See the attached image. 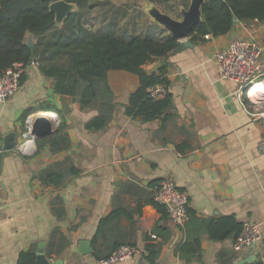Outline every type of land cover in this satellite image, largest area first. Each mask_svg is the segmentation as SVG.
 Wrapping results in <instances>:
<instances>
[{"label": "crops", "instance_id": "crops-1", "mask_svg": "<svg viewBox=\"0 0 264 264\" xmlns=\"http://www.w3.org/2000/svg\"><path fill=\"white\" fill-rule=\"evenodd\" d=\"M191 1L180 6L182 17ZM113 3L109 24L118 10ZM149 6L138 36L159 26ZM254 29L253 23L237 22L227 35L190 42L193 47L157 59L151 71L167 68L169 110L148 123L131 119L123 107L131 93L126 88L114 119L99 132L85 129L97 111L84 112L70 97L56 94L36 62L25 67L20 90L0 103V264H17L22 252L34 250L37 256L42 243L50 264H99L117 247L144 252L149 243L162 246L156 264L264 263V105L255 108L237 82L222 79L215 60L234 38L259 42ZM61 98L72 112L55 113L56 132L24 137L28 120L54 113L37 111L24 123L27 110H61ZM13 133L17 145L6 150ZM57 175L65 176L59 185L52 182ZM167 178L190 196L189 220L182 227L153 205L156 186ZM115 210L121 217L102 226ZM230 216L259 225L261 242L237 252L236 237L211 240L208 222ZM85 241L92 249L87 254L80 249ZM198 244L201 256L191 262L178 252L190 256L185 248ZM116 264L150 263L138 258Z\"/></svg>", "mask_w": 264, "mask_h": 264}, {"label": "trees", "instance_id": "trees-1", "mask_svg": "<svg viewBox=\"0 0 264 264\" xmlns=\"http://www.w3.org/2000/svg\"><path fill=\"white\" fill-rule=\"evenodd\" d=\"M54 1L57 0H0V75L14 64L27 67L36 62L56 94L70 97L84 112L97 111L85 126L88 131L99 132L109 126L119 106L116 101L126 88H131L128 103L123 106L128 117L144 123L163 117L172 106V95L168 92L164 99H155L151 92L157 86L169 90L167 68L161 66L151 71V67L157 59L178 50L180 42L171 35L166 36L165 29L157 25H152L145 36L119 35L113 27L115 19L103 32L93 33L85 27L83 19L84 13L96 6L94 0H64L77 5L78 10L59 28L55 25V14L49 9ZM237 22L264 25V0H206L202 6V22L194 28L190 42L227 35ZM28 33L37 40L34 49L24 43ZM25 79L26 75L22 74L21 85ZM37 111L63 116L56 107L45 106L39 110L34 106L24 114V123ZM64 179L65 176L57 175L52 182L59 185ZM153 205L160 213L167 214L165 207L155 202ZM121 215L113 211L102 221V226ZM243 226L230 216L208 222L207 231L211 240L224 241L237 238ZM161 250V245L149 243L142 258L156 264ZM186 251L190 256L178 249L187 262L201 256L199 244L190 249L186 247ZM17 264H37L35 251L22 252Z\"/></svg>", "mask_w": 264, "mask_h": 264}, {"label": "built area", "instance_id": "built-area-1", "mask_svg": "<svg viewBox=\"0 0 264 264\" xmlns=\"http://www.w3.org/2000/svg\"><path fill=\"white\" fill-rule=\"evenodd\" d=\"M215 60L218 63L222 79L237 82L241 92L248 97L255 108L264 104V100L257 102L248 94L250 85L264 74V46L260 42L247 38H234L216 53ZM24 68V64L17 63L9 68L4 75H0L1 104L20 90ZM168 92L169 90L163 86H157L151 93L155 99H164ZM260 116L264 118V114ZM30 132L31 120H28L24 137H28ZM263 147L264 141L261 143V148ZM154 201L165 207L175 226L182 227L189 220L190 196L187 191L179 189L173 179H163L158 183ZM261 240L262 234L259 225L246 222L242 233L236 239L234 249L241 252L247 248L256 247ZM143 254L144 252L134 246H121L108 258L100 260L99 264L133 262L142 258Z\"/></svg>", "mask_w": 264, "mask_h": 264}, {"label": "water", "instance_id": "water-1", "mask_svg": "<svg viewBox=\"0 0 264 264\" xmlns=\"http://www.w3.org/2000/svg\"><path fill=\"white\" fill-rule=\"evenodd\" d=\"M206 0H192L190 6L187 9L182 10L183 19L177 20L168 14L162 12L154 3H150L148 8V15L153 19V21L159 26L163 27L169 32L171 36L176 38L180 42V47L178 51H182L186 48L193 47L190 43V35L194 28L202 22V6ZM50 11L55 14V25L57 27H62L65 20L74 12L78 10L77 5L73 3H68L64 0H57L50 4ZM36 38L28 33L25 37L24 43L30 48L34 49L36 46ZM34 58L35 55L33 54ZM262 79H259V81ZM61 111L63 115H69L72 112L70 104L65 98L60 99ZM56 132L55 123L51 118L47 117H37L31 120V132L30 135L33 138L41 139L52 136ZM7 142L4 144V149L12 150L16 147V136L15 134H10L7 137ZM90 242H81L80 249L83 254L92 252L90 247ZM45 244H40L37 250V264H50L44 254ZM253 260H247L249 264Z\"/></svg>", "mask_w": 264, "mask_h": 264}, {"label": "rangeland", "instance_id": "rangeland-1", "mask_svg": "<svg viewBox=\"0 0 264 264\" xmlns=\"http://www.w3.org/2000/svg\"><path fill=\"white\" fill-rule=\"evenodd\" d=\"M151 0H94L96 6L85 12V17L83 19L85 27L93 32L99 33L103 32L105 28L108 27V18L111 16V4L115 2L118 10L114 12L115 25L113 26L119 35L133 36L138 35L139 30L146 20V14L144 12V6H148ZM158 5L173 15L174 18L182 20V15L180 14L179 8L181 5L186 6L189 0H155ZM105 4V6H101ZM114 4V3H113ZM116 13H118L116 15ZM118 16V17H117ZM120 18V20H119ZM136 22L133 23L132 19ZM145 18V20H144ZM148 21V19H147ZM255 26L254 31L258 36L259 42L264 43V27L259 24H253ZM148 33V32H147ZM146 35V33H145ZM264 71V67H263ZM264 79V78H263ZM254 92V91H253ZM264 100L263 98H260ZM251 103V102H250ZM252 104V103H251ZM264 105V104H263ZM252 106H254L252 104Z\"/></svg>", "mask_w": 264, "mask_h": 264}, {"label": "bare ground", "instance_id": "bare-ground-1", "mask_svg": "<svg viewBox=\"0 0 264 264\" xmlns=\"http://www.w3.org/2000/svg\"><path fill=\"white\" fill-rule=\"evenodd\" d=\"M263 78H264V74L261 76V78H259L262 80L259 81V79H256L250 85V87L248 89L249 96H251L257 102H261L262 99H260V98L264 97V79ZM43 117L55 119L57 117V115L55 113H49V114L43 115Z\"/></svg>", "mask_w": 264, "mask_h": 264}]
</instances>
